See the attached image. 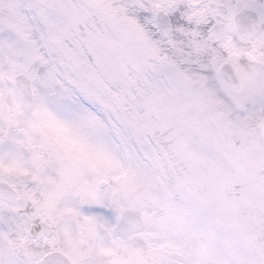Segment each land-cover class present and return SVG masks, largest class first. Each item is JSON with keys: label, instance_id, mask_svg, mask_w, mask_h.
Masks as SVG:
<instances>
[{"label": "rangeland", "instance_id": "rangeland-1", "mask_svg": "<svg viewBox=\"0 0 264 264\" xmlns=\"http://www.w3.org/2000/svg\"><path fill=\"white\" fill-rule=\"evenodd\" d=\"M121 3L64 0L69 38L107 54V72L92 77L102 116L92 114L79 130L80 200L118 214L152 205L139 236L144 240H123V262L139 250V264H167L163 245L169 243L172 264H264L261 114L240 110L218 72L170 70L143 30L122 18ZM73 64L78 70L75 53ZM241 215L251 218L243 219V229ZM142 241L156 249L144 252ZM180 245L192 253L180 256Z\"/></svg>", "mask_w": 264, "mask_h": 264}, {"label": "snow or ice", "instance_id": "snow-or-ice-1", "mask_svg": "<svg viewBox=\"0 0 264 264\" xmlns=\"http://www.w3.org/2000/svg\"><path fill=\"white\" fill-rule=\"evenodd\" d=\"M63 7L0 0V264H123L127 219L79 195V130L102 116L92 77L107 54L69 38ZM118 11L170 70L264 72V0H122Z\"/></svg>", "mask_w": 264, "mask_h": 264}, {"label": "flooded vegetation", "instance_id": "flooded-vegetation-1", "mask_svg": "<svg viewBox=\"0 0 264 264\" xmlns=\"http://www.w3.org/2000/svg\"><path fill=\"white\" fill-rule=\"evenodd\" d=\"M244 63L248 62L247 58H242ZM237 76L240 80L238 88H231L230 93L238 102L244 103L250 111L255 112L264 103L260 102V98L264 97V72H251L243 68H235Z\"/></svg>", "mask_w": 264, "mask_h": 264}, {"label": "water", "instance_id": "water-1", "mask_svg": "<svg viewBox=\"0 0 264 264\" xmlns=\"http://www.w3.org/2000/svg\"><path fill=\"white\" fill-rule=\"evenodd\" d=\"M123 217L127 219V232L143 228L142 219L138 211L127 209L124 211Z\"/></svg>", "mask_w": 264, "mask_h": 264}]
</instances>
